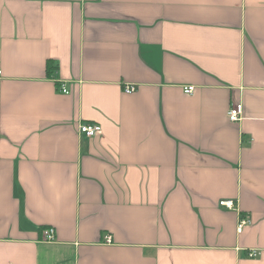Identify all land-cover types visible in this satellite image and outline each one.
Segmentation results:
<instances>
[{
    "label": "crops",
    "instance_id": "obj_1",
    "mask_svg": "<svg viewBox=\"0 0 264 264\" xmlns=\"http://www.w3.org/2000/svg\"><path fill=\"white\" fill-rule=\"evenodd\" d=\"M0 264H264V0H0Z\"/></svg>",
    "mask_w": 264,
    "mask_h": 264
},
{
    "label": "built area",
    "instance_id": "obj_2",
    "mask_svg": "<svg viewBox=\"0 0 264 264\" xmlns=\"http://www.w3.org/2000/svg\"><path fill=\"white\" fill-rule=\"evenodd\" d=\"M185 93H190L193 90V86H185L183 87ZM135 87L132 85L124 86V91L131 92L134 91ZM61 91L63 93H68V90L62 85ZM242 114V105L241 103H232L230 107L227 110V117L230 121H238ZM79 131L80 133L84 134L85 136L92 137L97 136L102 133V129L100 125H97L95 123H82L79 125ZM219 205L226 207L228 209H233L235 207L234 201L232 200H221L219 201ZM246 223H249V220L245 217H240L239 221L237 223V232H240L244 225ZM41 237L43 240L51 241L54 239V229L51 227L44 228L41 231ZM106 241H110V236L106 237ZM250 257H255L257 255L256 251H251L248 254Z\"/></svg>",
    "mask_w": 264,
    "mask_h": 264
},
{
    "label": "trees",
    "instance_id": "obj_3",
    "mask_svg": "<svg viewBox=\"0 0 264 264\" xmlns=\"http://www.w3.org/2000/svg\"><path fill=\"white\" fill-rule=\"evenodd\" d=\"M46 64H47V74L51 76L57 70V66L51 60H48Z\"/></svg>",
    "mask_w": 264,
    "mask_h": 264
}]
</instances>
